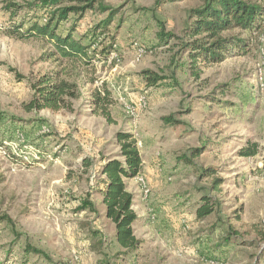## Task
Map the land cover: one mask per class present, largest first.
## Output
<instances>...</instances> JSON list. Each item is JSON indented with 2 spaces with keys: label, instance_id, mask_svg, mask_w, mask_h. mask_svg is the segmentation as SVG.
I'll use <instances>...</instances> for the list:
<instances>
[{
  "label": "rangeland",
  "instance_id": "rangeland-1",
  "mask_svg": "<svg viewBox=\"0 0 264 264\" xmlns=\"http://www.w3.org/2000/svg\"><path fill=\"white\" fill-rule=\"evenodd\" d=\"M104 1L119 14L97 47L114 38V48L76 66L49 59L41 40L10 36L0 0V264H264V25L232 29L248 49L199 63L196 76L180 43L188 10L203 0ZM22 17L27 27L32 16ZM105 17L71 14L59 32L90 36ZM53 69L78 80L74 110H29L32 82ZM144 71L162 78L149 85ZM103 85L109 118L94 110ZM119 132L141 143L142 169L126 179L136 251L119 246L103 203L101 167L123 160ZM249 142L259 150L244 157ZM194 148L202 151L191 164L182 155ZM204 196L214 211L201 217Z\"/></svg>",
  "mask_w": 264,
  "mask_h": 264
},
{
  "label": "trees",
  "instance_id": "trees-1",
  "mask_svg": "<svg viewBox=\"0 0 264 264\" xmlns=\"http://www.w3.org/2000/svg\"><path fill=\"white\" fill-rule=\"evenodd\" d=\"M3 9L10 14L11 25L7 28L10 36L28 40L31 38L41 40L50 46L46 51L48 58H56L59 62H70L76 66L91 65L93 60L102 53L108 57L115 44L114 38L109 45L98 51L100 36L108 30L119 9L107 4L104 0H26L17 2L5 0ZM87 11H95L106 14V17L98 21L90 30V36L76 37L73 29L66 34L59 32L61 25L67 21L71 14L82 17ZM20 13L29 17V25ZM187 27L180 50L188 54L190 68L193 74L198 76L199 63L209 65L224 60L231 51L245 52L248 43L244 38L233 35L232 29H240L248 34H253L264 25V0H203V3L188 10ZM89 37V39L87 38ZM174 34L162 35L163 43H169ZM88 40V41H85ZM149 85H155L162 77L144 71ZM34 94L26 104L29 110L51 109L74 110L73 100L81 97L82 91L77 79H70L61 75L60 71L52 70L42 74L31 85ZM95 112L109 118L107 107L109 106L111 92L103 85L102 90L93 94ZM172 115L164 118L168 123L172 122ZM117 140L121 147V159L108 160L101 167L104 176V188L102 189L103 203L106 207L105 215L115 225V239L119 246L125 250L136 251L141 240L136 236L133 224L138 220L133 203L134 194L128 189L126 179L136 177L142 169V156L138 148V139L134 133L119 132ZM258 143L249 142V145L241 152L242 156L250 157L258 153ZM201 149L191 150L190 157L182 155L183 160L193 164L192 157H197ZM214 173L210 169H204L205 173ZM198 210V214L204 217L214 211L213 203L206 199ZM93 203L85 201L82 207ZM3 220H11L5 214ZM31 250L36 253L44 251L37 248Z\"/></svg>",
  "mask_w": 264,
  "mask_h": 264
},
{
  "label": "built area",
  "instance_id": "built-area-1",
  "mask_svg": "<svg viewBox=\"0 0 264 264\" xmlns=\"http://www.w3.org/2000/svg\"><path fill=\"white\" fill-rule=\"evenodd\" d=\"M263 41H264V40H263ZM260 79H262V75H260ZM145 103H146V102H145V101H143V103H142V104H145ZM139 145L141 146V143H139V142H138V146H139ZM140 181H141V183H142V184H144V179H143V178H141V180H140Z\"/></svg>",
  "mask_w": 264,
  "mask_h": 264
}]
</instances>
